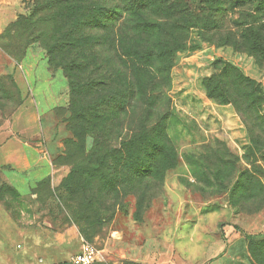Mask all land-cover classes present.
Here are the masks:
<instances>
[{"label":"rangeland","instance_id":"rangeland-1","mask_svg":"<svg viewBox=\"0 0 264 264\" xmlns=\"http://www.w3.org/2000/svg\"><path fill=\"white\" fill-rule=\"evenodd\" d=\"M47 1L0 0V134L35 91L39 147L48 163L45 176L40 166L20 173L0 168V264H71L82 238L98 250L95 264H264V68L191 29L186 49L174 54L169 83L158 88L162 99L152 106L160 127L140 131L154 145L130 142L138 118L128 109L101 137L99 126L69 119L68 79L47 50L62 21L52 20ZM182 1L192 9L204 3ZM246 1L263 9L264 0ZM238 14L229 9L226 18ZM132 35L125 25L116 37L118 53L127 55L124 66ZM223 63L261 85L263 98L255 99L239 81L221 78L249 116L208 94L205 79ZM163 133L171 168L162 162ZM107 147L121 151L124 163L98 162ZM23 182L30 189L18 188Z\"/></svg>","mask_w":264,"mask_h":264},{"label":"trees","instance_id":"trees-1","mask_svg":"<svg viewBox=\"0 0 264 264\" xmlns=\"http://www.w3.org/2000/svg\"><path fill=\"white\" fill-rule=\"evenodd\" d=\"M203 1L199 8L193 9L182 0L44 2L52 20L62 21L59 38L47 50L48 54L57 56L58 65L68 79L69 119L94 130L99 126L98 135L102 137L110 135L116 125L113 121L128 109L131 118H138L136 130H130L133 132L130 142L136 139L154 145L151 136L146 137L140 131L149 128V133H154L160 127L161 119L153 118L152 106L162 99L158 88L169 83L174 54L186 49L191 29H196L201 39L210 44L231 45L246 52L264 68V6L263 9L252 7L246 0ZM229 9L238 10L241 16L228 20ZM253 11L259 13L257 19L250 17ZM51 18L47 20L52 21ZM125 25L133 33L127 66H124L127 55L118 53V46L115 48L119 29ZM222 66L220 72L205 79L208 94L220 102L231 103L241 116H249L251 111L245 102L239 101L221 78L225 75L229 83L239 81L247 95L255 99L263 98L261 85L231 64ZM5 79L11 81L10 76ZM165 101L164 98V104ZM163 109L166 115L168 107L165 105ZM163 135L162 162L171 168L170 142ZM106 150L110 152L99 154L98 162L118 159L124 163L126 158L121 151L115 152L110 147ZM148 156L155 157L154 148Z\"/></svg>","mask_w":264,"mask_h":264},{"label":"crops","instance_id":"crops-1","mask_svg":"<svg viewBox=\"0 0 264 264\" xmlns=\"http://www.w3.org/2000/svg\"><path fill=\"white\" fill-rule=\"evenodd\" d=\"M25 100L11 115L7 133L0 134V168L11 166L14 173L30 166H40L42 176L47 175L48 163L39 147V122L37 94ZM35 101V102H34ZM16 177L12 183L15 184ZM18 185V183H17ZM18 188L22 191L30 189L25 182Z\"/></svg>","mask_w":264,"mask_h":264},{"label":"built area","instance_id":"built-area-1","mask_svg":"<svg viewBox=\"0 0 264 264\" xmlns=\"http://www.w3.org/2000/svg\"><path fill=\"white\" fill-rule=\"evenodd\" d=\"M98 250L93 244L84 240H80L79 251L70 259L71 264H95Z\"/></svg>","mask_w":264,"mask_h":264}]
</instances>
